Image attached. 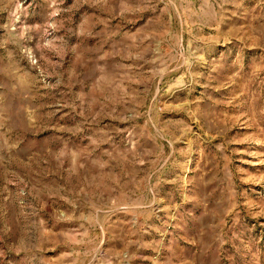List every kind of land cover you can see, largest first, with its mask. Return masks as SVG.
<instances>
[{
    "label": "rangeland",
    "instance_id": "374dc122",
    "mask_svg": "<svg viewBox=\"0 0 264 264\" xmlns=\"http://www.w3.org/2000/svg\"><path fill=\"white\" fill-rule=\"evenodd\" d=\"M0 264H264V0H0Z\"/></svg>",
    "mask_w": 264,
    "mask_h": 264
}]
</instances>
